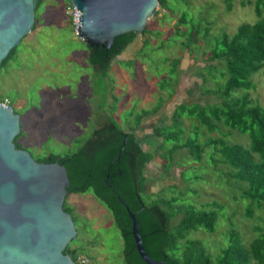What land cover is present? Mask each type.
Returning <instances> with one entry per match:
<instances>
[{
	"label": "rangeland",
	"instance_id": "rangeland-1",
	"mask_svg": "<svg viewBox=\"0 0 264 264\" xmlns=\"http://www.w3.org/2000/svg\"><path fill=\"white\" fill-rule=\"evenodd\" d=\"M164 1V7L158 4V13L147 20L143 33H138L128 46L127 51H131L114 58L104 73L94 70L88 61L87 46L76 36L74 21L70 25L66 0H41L35 28L21 40L13 59L0 69L1 102L11 100L10 107L20 119L22 134L18 142L34 159L72 153L102 119H113L129 131L148 115L150 120L146 122L144 118L134 132L143 148H155L161 139L151 129L157 121L153 114L170 104L174 105L170 120L173 130L180 128L183 134H193L197 123L186 116L187 107L182 105L187 101H214L213 95L200 94L204 88L211 91L215 86L210 78L212 70L210 66L205 69L206 64L223 65L207 59L213 37L222 31L232 35L239 25L255 23L254 0ZM182 15L187 25H179ZM193 29L198 36L189 41ZM185 40L188 46L182 44ZM177 59L180 62L174 66ZM252 76L254 85L249 95L264 107L262 75L259 72ZM220 128L218 134L228 142L248 145L247 135ZM218 134H202L199 143ZM186 135L180 139L184 141ZM208 152L207 149L198 162L186 150L177 152L170 171L163 167L164 159L155 155L147 168L144 192L152 198L162 192L166 198L181 190L183 195L178 202L183 205H221L223 210L212 233L199 230L190 234L201 239L207 251L215 255L225 246L231 227L247 245L254 236V227L264 223V207L256 210L252 218L246 217L247 201L240 197V185L227 177L225 165L214 169ZM163 155L165 158L164 152ZM174 184L177 189L171 186ZM145 199L148 201L146 196ZM65 202L72 206L71 217L77 231L68 245L79 252V264H126L120 232L104 205L90 191L71 193Z\"/></svg>",
	"mask_w": 264,
	"mask_h": 264
},
{
	"label": "water",
	"instance_id": "water-1",
	"mask_svg": "<svg viewBox=\"0 0 264 264\" xmlns=\"http://www.w3.org/2000/svg\"><path fill=\"white\" fill-rule=\"evenodd\" d=\"M39 1L0 0V67L34 28ZM68 2L80 12L76 36L89 47L94 70L104 68L125 34L140 33L158 6V0ZM19 132V115L0 105V264H74L63 253L77 233L63 202L88 185L112 210L126 264H171L159 252L167 243L163 214L142 207L135 193L132 135L105 126L77 154L35 160L15 146Z\"/></svg>",
	"mask_w": 264,
	"mask_h": 264
},
{
	"label": "trees",
	"instance_id": "trees-1",
	"mask_svg": "<svg viewBox=\"0 0 264 264\" xmlns=\"http://www.w3.org/2000/svg\"><path fill=\"white\" fill-rule=\"evenodd\" d=\"M40 3L41 1H39L38 6ZM66 3L68 6L71 5L68 0H66ZM158 4L164 7L165 1L158 0ZM38 6L35 9V17ZM254 9L257 17L255 23L239 25L232 35L222 31L213 37V44L207 59L211 62L218 61L223 64L207 63L205 66V69L210 66L212 70L210 78L215 86L206 93L213 95L214 101H208L204 104L198 102L190 103L191 106L182 105L183 107H190L187 115L197 123V125L193 126V134L186 137L184 141L181 140L180 138L184 137L182 136L183 130L178 128L180 122L176 119L174 122H177L179 130H173L172 124L167 128L160 127L154 130V133L162 138L163 144L170 145V147L164 148V145L160 143L156 148L161 158L164 159L162 161L163 167L168 171H170V166L173 165L174 155L177 152L181 153V151L186 150L193 157V161L198 162L208 149V154L211 155L213 160L211 164L214 169H216V165H225L228 171L224 173L227 174L229 179L240 185V197L247 201L244 215L248 218H252L256 210L264 207V107L258 102H254L249 95V90L254 85L252 75L255 73H261L264 88V0H254ZM157 13V11L154 12V14ZM69 22L72 25L70 16ZM187 22L183 15L178 18L179 25H187ZM192 28H194L193 25L191 26ZM193 32V34H189V41L190 38L198 36V32L195 29H193ZM124 36L130 37L108 58L104 68L98 70L106 73L113 59L120 56L135 41L137 34L129 32ZM185 41H182V44L188 46L189 42ZM87 49L88 61L90 62L88 46ZM16 51L17 47L13 49L12 55L3 61L0 69L9 60L13 59L12 57ZM179 62V59L174 60V66L178 65ZM91 65L93 66V64ZM215 74H218V76L216 77ZM220 79H222V82H219L221 81ZM236 92L241 94L236 96L234 95ZM1 100L2 98L0 97V102ZM10 105L11 100H9ZM138 124L139 122L136 125L138 126ZM105 126L108 130L132 135L131 143L134 150H136L134 180L138 187L135 193L142 207L149 209L155 206L163 214L162 228L167 243L159 248V252L166 255L171 264H264V223L254 227V236L247 245L243 243L240 236L231 227L228 231L225 246L221 247L217 254L211 255L203 241L190 237V234L199 230L205 233H212L219 221L218 216L223 210L221 205L216 202H209L199 208L190 204L183 205L181 204L182 202H178L181 201L180 198L183 195L181 190L178 195H173L175 193L171 192L172 196L166 198L161 196L162 192L155 193L153 198L151 197L152 195H146L144 190L148 179L147 168L153 161L154 155L141 146L133 131L122 129L113 119H107L106 123L95 128L91 135L77 145L76 150L72 153L65 155L51 154V156H58L61 159L64 156L77 154L84 144L92 138V134L102 130ZM221 126L229 133L235 131L241 135H247L248 145L228 142L223 136L218 134ZM214 133L218 134V136H209L204 139L205 142L203 144L199 143V138L202 134L211 135ZM21 134L19 132L13 141L15 146L24 149L18 142ZM164 149H166L165 158H163L164 155L162 153ZM44 158L46 156L35 158V160ZM171 186L175 187L176 185ZM87 191H90L104 205L118 228L112 210L107 207V204L95 195L90 185L83 190V192ZM70 193L72 192H69L65 199ZM65 199L63 209L69 210L68 213L71 215L72 206L67 205ZM122 243L124 246L123 239ZM65 251L69 252L67 255L72 258L74 264H79V252L77 249H71L70 245H67L63 251L64 254H66Z\"/></svg>",
	"mask_w": 264,
	"mask_h": 264
},
{
	"label": "crops",
	"instance_id": "crops-1",
	"mask_svg": "<svg viewBox=\"0 0 264 264\" xmlns=\"http://www.w3.org/2000/svg\"><path fill=\"white\" fill-rule=\"evenodd\" d=\"M138 36V35H137ZM137 38V37H136ZM127 49H128V47H127ZM127 49L123 52V55H126V53H128L129 51H131V50H128L127 51ZM127 51V52H126ZM122 55V54H121ZM164 89V88H163ZM205 92H207V91H204V92H202V93H200V94H202V95H211V94H208V93H205ZM174 93H168L167 95H169V96H171V95H173ZM205 102H207V101H205ZM186 105H190V103H197V102H191V101H187V102H184ZM173 104H170V105H168V107L165 109V108H162L161 109V111L160 112H158V113H156V114H153V118H155V119H157V121H156V124L155 125H153V126H151V129H152V132L154 133V130H155V128H167V127H169L170 126V120H171V117H172V115H174V112H172V108H173ZM187 110H188V108H187ZM116 112L117 113H120V112H118L117 110H116ZM187 117H188V115H186ZM144 118H146L145 120H146V122H148V119L150 120V118H148V115H146V116H144L143 117V119H142V121H140V123L138 124V126L140 125V124H142V122H144ZM155 119H152V120H155ZM186 119V118H185ZM190 120H193V119H190ZM185 120H183V122H184ZM107 122V120H105V119H102L101 120V124H98V126L97 127H100V126H102L104 123H106ZM145 122V123H146ZM137 126V127H138ZM136 127V128H137ZM136 128H134L133 130H131V128H129V131H133L134 132V130L136 129ZM225 129V128H224ZM220 130H221V128H220ZM222 131V130H221ZM134 134H135V132H134ZM154 135H155V137L156 138H158V136L154 133ZM186 135V134H185ZM184 135V136H185ZM135 136H136V134H135ZM187 137H188V135H186ZM154 137V138H155ZM160 139H161V143H162V138L160 137ZM160 144V143H159ZM150 146L151 145H148V147L147 148H144L145 150H148V151H150L153 155H154V157H155V155H157L158 157H160V154H159V152H158V150L156 149L157 148V146H155V148L153 147L152 149H150ZM166 149H164L163 150V152H164V154L166 155V151H165ZM162 152V153H163ZM71 194V193H70Z\"/></svg>",
	"mask_w": 264,
	"mask_h": 264
},
{
	"label": "built area",
	"instance_id": "built-area-1",
	"mask_svg": "<svg viewBox=\"0 0 264 264\" xmlns=\"http://www.w3.org/2000/svg\"><path fill=\"white\" fill-rule=\"evenodd\" d=\"M69 14H70V18L72 19V23H73V21H74V23L76 24V26H77V22H78V20H77V17H79V13L80 12H78L75 8H74V6H72V4L71 5H69ZM74 25V24H73ZM75 26V27H76ZM0 105H3V106H9V100H7V99H5L4 101H2V102H0ZM84 260H81V262H83Z\"/></svg>",
	"mask_w": 264,
	"mask_h": 264
}]
</instances>
